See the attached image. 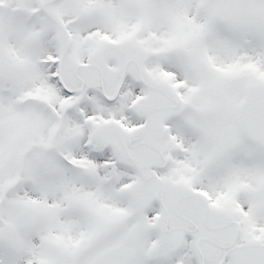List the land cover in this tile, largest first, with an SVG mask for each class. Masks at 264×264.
<instances>
[{"label": "snow or ice", "instance_id": "6c2138e0", "mask_svg": "<svg viewBox=\"0 0 264 264\" xmlns=\"http://www.w3.org/2000/svg\"><path fill=\"white\" fill-rule=\"evenodd\" d=\"M0 264H264V0H0Z\"/></svg>", "mask_w": 264, "mask_h": 264}]
</instances>
